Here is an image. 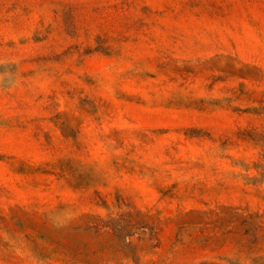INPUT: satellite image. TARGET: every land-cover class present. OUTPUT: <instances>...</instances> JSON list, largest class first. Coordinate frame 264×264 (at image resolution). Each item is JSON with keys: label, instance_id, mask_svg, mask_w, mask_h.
Listing matches in <instances>:
<instances>
[{"label": "rangeland", "instance_id": "374dc122", "mask_svg": "<svg viewBox=\"0 0 264 264\" xmlns=\"http://www.w3.org/2000/svg\"><path fill=\"white\" fill-rule=\"evenodd\" d=\"M0 264H264V0H0Z\"/></svg>", "mask_w": 264, "mask_h": 264}]
</instances>
